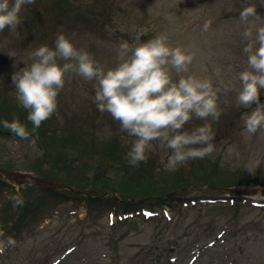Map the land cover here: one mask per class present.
Returning <instances> with one entry per match:
<instances>
[{"label":"rangeland","instance_id":"1","mask_svg":"<svg viewBox=\"0 0 264 264\" xmlns=\"http://www.w3.org/2000/svg\"><path fill=\"white\" fill-rule=\"evenodd\" d=\"M247 3L256 4L264 16L259 0H35L24 7V21L15 32L8 28L0 32V89L18 104L12 75L32 63L36 48L54 47L60 33L107 67L115 66L121 42L135 45L138 38L146 41L167 33L173 46L192 53L190 72L202 78L211 76L217 83L231 81L238 87L234 77L246 62L239 12ZM205 21H211L207 32L202 31ZM217 71L218 77L214 75ZM94 89V81L73 75L59 94L50 130L59 136L78 134L80 146L90 140L97 147L117 140L119 151L126 156L133 138L119 132L118 123L97 109ZM236 94L220 93L222 115L212 123L216 135L210 156L170 171L161 162L164 157L166 163L165 150L153 142L147 163L136 167L150 165L156 178L166 182L191 177L204 166L215 181L239 185L228 189L192 185L173 194V201L137 204L127 213L118 204L105 202L109 195L99 198L101 203L98 198L82 199L87 192L79 198L51 199L43 188L64 187L37 175L36 167L48 170L50 162L43 161L36 141L32 137L0 138V178L9 185L0 188V213L5 205L11 212L18 209L10 199L17 189L26 206L19 223L0 238L15 241L0 253V264H264V131L250 138L243 131L241 115L251 109L237 108ZM260 100L264 103V91ZM203 123L194 118L185 128ZM73 154L68 155L75 160L66 172L78 176L80 167L88 163L87 156ZM92 155L89 164L94 167L100 159ZM100 165L103 176L116 173L111 171L117 167L115 162ZM54 171L58 181L70 183L64 178L65 171L60 175ZM30 184L32 188L22 192Z\"/></svg>","mask_w":264,"mask_h":264},{"label":"clouds","instance_id":"2","mask_svg":"<svg viewBox=\"0 0 264 264\" xmlns=\"http://www.w3.org/2000/svg\"><path fill=\"white\" fill-rule=\"evenodd\" d=\"M35 0H0V32L5 28L15 32L22 24V12ZM264 6V0H259ZM239 22L243 25V48L246 56L243 70L236 73V83H219L209 77L190 72L192 53L185 47L173 46L167 33L133 45L119 44L116 64L107 67L85 49L75 46L72 39L60 33L54 47L41 45L32 53V63L12 75L16 99L28 112L32 129L18 119L3 120V128L20 139H29L43 122L57 114L58 97L73 75L95 82L94 103L101 113H108L118 123V131L133 138L126 159L132 166L147 163L154 151L153 142L165 150L161 162L167 170H176L187 162L210 156L214 150L215 131L212 123L222 115L220 93L235 91V104L244 111L243 131L250 138L264 131V16L257 5L241 7ZM211 21H205L207 32ZM215 76H219L217 71ZM253 105H256L253 107ZM203 124L188 130L193 119ZM211 118V122H209ZM251 172L252 169L249 168ZM14 207L24 204L22 195L10 196ZM5 232L0 229V238ZM15 241L0 239V253Z\"/></svg>","mask_w":264,"mask_h":264},{"label":"trees","instance_id":"3","mask_svg":"<svg viewBox=\"0 0 264 264\" xmlns=\"http://www.w3.org/2000/svg\"><path fill=\"white\" fill-rule=\"evenodd\" d=\"M61 6L63 7L65 4H62ZM62 7L59 8L64 9ZM10 97L11 95H9L4 89H0V122L5 119L9 122L13 119H18L24 123L29 130H31L32 124L27 120V110L19 106L17 103H13L10 100ZM15 114H17V116H15ZM49 125L50 119L43 122L40 128L32 133L30 137L36 141L43 154V161L50 162L48 170L41 171L43 169L42 165L37 166V175L44 179L56 181L60 186L64 187L61 190L43 188L44 191L50 195L51 199L55 198V200H58L63 199L64 197L79 198V195L81 197L82 192H87L88 194L83 193L84 196L82 199L91 200L98 198V202L101 203V199H104L103 197L105 195H109L104 201L107 203L113 202L114 204H118L122 207L123 212L127 213L128 209L134 208L137 204H164V200L173 201V194L175 195L179 190H184L188 186L209 185L215 187L221 185L219 187L225 186L228 189L229 187H232V185H239L235 183V181H215L212 175L205 171L204 166L198 171H195L192 174L190 173L191 175L188 174L191 177L183 176L177 179L168 178L165 182L161 177H158L159 179L156 178L155 170L150 165L146 168L134 166L133 170L130 169L131 165H129L126 156L119 151L120 147L117 140H111L109 143L99 145L98 147L95 146L94 140H90L87 144H82L80 146L81 137L78 134H60L59 136L55 131L50 130L51 128ZM12 136L14 135L9 130L3 128L2 123H0V138ZM72 152H74V157H76L77 153L78 156H81L82 153L85 157L87 156L88 163H85V167L88 166V168L84 167L83 169L80 167V171L84 173V176H81L80 171L78 173V176L80 175V177L74 174L71 176L72 173L66 172L69 170L70 163L75 160L73 157L68 156L69 154H72ZM53 154L56 155L55 160H53ZM89 154H94L92 156H96L100 159L98 165L91 167L92 164H89L91 160ZM103 162H115L117 167L113 169L112 166L111 171L114 170L117 174L113 172L112 175L109 174L111 176L108 177V172H106L107 176H103L104 174L102 175V172L99 170L102 167L100 164ZM52 171L59 175L65 171L67 174L64 178H68L70 183L58 181ZM119 174H123L122 176L124 177H119ZM99 176L102 178H99ZM0 182L3 183V185L0 184V188L4 185L9 186L2 178H0ZM80 184L84 185V187ZM31 186V184L26 186L27 188L25 190L23 189L22 192L31 189ZM94 186L98 187L97 191H93L92 188ZM93 195L97 197H94ZM42 203L43 199L40 201V204ZM25 208V203L23 206L18 207L14 212H11L7 205L2 207L3 211L0 213V229L5 232V236L19 223L21 213L26 211Z\"/></svg>","mask_w":264,"mask_h":264},{"label":"snow or ice","instance_id":"4","mask_svg":"<svg viewBox=\"0 0 264 264\" xmlns=\"http://www.w3.org/2000/svg\"><path fill=\"white\" fill-rule=\"evenodd\" d=\"M148 215H151L150 213Z\"/></svg>","mask_w":264,"mask_h":264}]
</instances>
